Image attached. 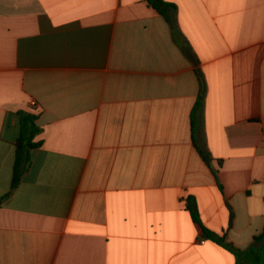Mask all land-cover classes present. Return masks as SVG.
Returning <instances> with one entry per match:
<instances>
[{
	"label": "crops",
	"instance_id": "0c3cea01",
	"mask_svg": "<svg viewBox=\"0 0 264 264\" xmlns=\"http://www.w3.org/2000/svg\"><path fill=\"white\" fill-rule=\"evenodd\" d=\"M163 1L0 0V264H264V0Z\"/></svg>",
	"mask_w": 264,
	"mask_h": 264
},
{
	"label": "trees",
	"instance_id": "16d2710c",
	"mask_svg": "<svg viewBox=\"0 0 264 264\" xmlns=\"http://www.w3.org/2000/svg\"><path fill=\"white\" fill-rule=\"evenodd\" d=\"M148 1L153 5V7H155L159 11L161 7L168 5V3H166L163 0H148ZM20 115H21L22 132L20 137L17 139L15 143V161L12 172L10 189L5 196L0 198V205L2 204V201L18 186L23 173L28 169V166L30 164V151L41 145V142L32 141L33 138L40 133V129L35 124V120L37 119V116L24 112H20ZM192 130L194 132V125H192ZM26 132L27 133L29 132L31 137L30 141H28L27 143H25L24 141V137L27 136ZM193 141H194V137H193ZM191 215L194 220L198 221V215L195 210H191ZM210 237L215 241H217L218 243L224 244L223 239L216 238L213 236ZM225 246L228 245L225 244Z\"/></svg>",
	"mask_w": 264,
	"mask_h": 264
},
{
	"label": "built area",
	"instance_id": "2783aa9c",
	"mask_svg": "<svg viewBox=\"0 0 264 264\" xmlns=\"http://www.w3.org/2000/svg\"><path fill=\"white\" fill-rule=\"evenodd\" d=\"M33 104V106H35V103H32Z\"/></svg>",
	"mask_w": 264,
	"mask_h": 264
}]
</instances>
